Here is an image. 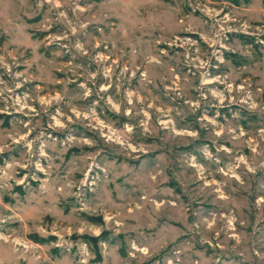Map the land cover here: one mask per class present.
Wrapping results in <instances>:
<instances>
[{
  "label": "rangeland",
  "instance_id": "rangeland-1",
  "mask_svg": "<svg viewBox=\"0 0 264 264\" xmlns=\"http://www.w3.org/2000/svg\"><path fill=\"white\" fill-rule=\"evenodd\" d=\"M0 264H264V0H0Z\"/></svg>",
  "mask_w": 264,
  "mask_h": 264
}]
</instances>
